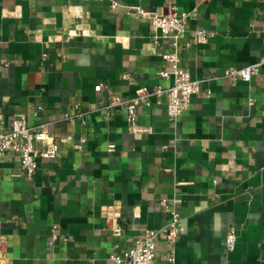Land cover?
<instances>
[{
  "label": "crops",
  "instance_id": "crops-1",
  "mask_svg": "<svg viewBox=\"0 0 264 264\" xmlns=\"http://www.w3.org/2000/svg\"><path fill=\"white\" fill-rule=\"evenodd\" d=\"M133 8L188 14L185 35ZM170 52L198 91L175 118L149 95L137 122L150 131L131 132L111 99L170 86ZM260 58L264 0H0V126L43 125L41 148L69 136L31 174L0 153V264H113L171 221L162 200L183 229L160 233L157 264H264V62L249 80L225 75Z\"/></svg>",
  "mask_w": 264,
  "mask_h": 264
},
{
  "label": "built area",
  "instance_id": "built-area-1",
  "mask_svg": "<svg viewBox=\"0 0 264 264\" xmlns=\"http://www.w3.org/2000/svg\"><path fill=\"white\" fill-rule=\"evenodd\" d=\"M131 13L140 17H147L149 22L166 36L182 37L185 35L188 14L179 12L175 8L160 13L145 11L143 8H133ZM190 35L193 43H203L207 41L209 33L202 28H195L190 31ZM185 44L188 45L190 42ZM164 57L172 62V69L169 72L162 73L172 76L173 83L170 86H154L151 90H148L145 86H139L133 98L122 99L113 96L111 99V104H119L126 110L128 129L131 132L150 131L149 127L142 126L137 122V107L142 103H147L149 95L165 96L167 114L170 118H175L187 108L192 95L198 91L199 81L192 79L187 70L177 65L175 53L164 54ZM263 62L264 58H260L242 67L227 68L225 75L232 81L249 80L258 73ZM94 88L99 90L101 84L96 85ZM41 134H46L43 125L30 126L26 123L24 116L15 117L9 127L0 126V153H14L27 174H31L37 168L38 157L52 158L57 156L60 142L69 138V136H66L58 141L52 140L41 148L37 144ZM80 141H83V139ZM76 146L80 147L81 145L77 143ZM112 147L113 145H110L109 149L111 150ZM162 205L165 210L171 213V221L159 230L146 229L143 238L136 240L121 254H112L110 257L113 264H157L155 249L160 233H163L167 239L174 241L183 229L180 225L179 213L171 208L166 200H162ZM55 238V234H52L48 243L52 245ZM235 239V230L230 228L226 232L225 238L226 247L229 251L233 250ZM2 242L3 238H0V243ZM166 264H176L173 254L168 256Z\"/></svg>",
  "mask_w": 264,
  "mask_h": 264
}]
</instances>
